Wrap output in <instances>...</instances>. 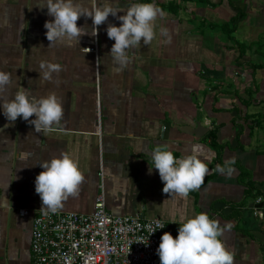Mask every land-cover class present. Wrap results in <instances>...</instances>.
<instances>
[{
  "label": "crops",
  "instance_id": "crops-1",
  "mask_svg": "<svg viewBox=\"0 0 264 264\" xmlns=\"http://www.w3.org/2000/svg\"><path fill=\"white\" fill-rule=\"evenodd\" d=\"M84 3L91 6V0ZM107 3H155L165 13L155 21L152 43L128 50L131 62L121 71L108 56L115 41L106 29L121 26L116 17L99 26L96 38L49 47L44 24L54 18L41 9L44 0H0V71L14 78L6 98L21 87L36 99L55 92L64 111L59 127L37 133L23 117L8 121L0 101V264H30L32 215L43 207L35 191L44 171L38 163L61 152L78 163L85 180L58 211L90 214L103 184L114 215L159 218L178 233L180 224L204 212L221 226L233 225L220 239L234 264H264V221L253 213L264 203V0ZM77 26L91 33L93 22L82 16ZM161 28L169 30L170 43ZM43 61L61 65L55 83L39 79ZM195 121L209 128L202 137L177 128ZM210 131L221 145L219 156ZM157 146L178 158L198 146L209 168L200 189L186 198L165 194L148 155ZM233 156L231 178L215 171ZM19 209L29 215L20 216Z\"/></svg>",
  "mask_w": 264,
  "mask_h": 264
},
{
  "label": "clouds",
  "instance_id": "clouds-1",
  "mask_svg": "<svg viewBox=\"0 0 264 264\" xmlns=\"http://www.w3.org/2000/svg\"><path fill=\"white\" fill-rule=\"evenodd\" d=\"M47 14L53 20L44 24L49 47L63 45L74 47L80 44L82 36L99 35V26L103 25L109 16L121 21L117 27L109 24L106 32L109 39L114 40L108 56L112 58L116 71L126 68L130 61L128 50L139 47L141 41L150 45L156 37L155 21L163 18L164 10L155 3H134L127 8L109 7L107 0L98 6L97 0H91V6H86L84 0H44ZM125 11L126 14L118 16ZM90 18L93 22L91 33L77 26L80 17ZM160 34L167 37L165 43L171 42L167 28H161ZM88 49V48H84ZM91 52V49H89ZM98 60V59H97ZM62 71L60 64L43 61L40 64L39 79L55 83L53 74ZM10 72L0 71V101L3 115L10 122L23 117L25 121L35 126V131L48 132L59 127L63 119V106L55 92L36 99L31 93L21 87L13 99L6 98L8 86L13 83ZM35 116L36 119L29 118ZM8 125H6L7 127ZM192 154L178 158L167 147L157 146L148 153L152 167L158 171L164 184L165 194H178L187 197L190 192L200 189L209 173L205 162L199 158V147L192 148ZM233 156L223 165H217L215 171L231 178L235 173ZM44 169L35 179V191L42 201L41 211L56 213L63 207L69 197L78 195L80 185L85 177L78 163L67 152H61L59 157L38 163ZM151 172V168H150ZM156 228L162 229L160 221L155 222ZM233 225L221 226L219 219H210L207 213L201 212L194 218L180 224L178 237L165 232L157 249L160 264H234V254L227 250L220 239L225 231L230 232ZM152 234L156 231L149 225Z\"/></svg>",
  "mask_w": 264,
  "mask_h": 264
},
{
  "label": "built area",
  "instance_id": "built-area-1",
  "mask_svg": "<svg viewBox=\"0 0 264 264\" xmlns=\"http://www.w3.org/2000/svg\"><path fill=\"white\" fill-rule=\"evenodd\" d=\"M18 213L28 216L29 210ZM253 213L264 221V206ZM156 221L162 229L156 228ZM165 232L173 238L179 234L159 218L110 213L100 184L90 214L39 210L32 215L30 264H160L157 249Z\"/></svg>",
  "mask_w": 264,
  "mask_h": 264
},
{
  "label": "water",
  "instance_id": "water-1",
  "mask_svg": "<svg viewBox=\"0 0 264 264\" xmlns=\"http://www.w3.org/2000/svg\"><path fill=\"white\" fill-rule=\"evenodd\" d=\"M177 128L180 131H182L186 134L195 136V137H202L209 129L206 126H202L200 124V122H198V121H195L194 126H192V125H177ZM146 159L149 160V158H146ZM263 205H264L263 202L258 204V206H261V207Z\"/></svg>",
  "mask_w": 264,
  "mask_h": 264
},
{
  "label": "trees",
  "instance_id": "trees-1",
  "mask_svg": "<svg viewBox=\"0 0 264 264\" xmlns=\"http://www.w3.org/2000/svg\"><path fill=\"white\" fill-rule=\"evenodd\" d=\"M207 135L209 137H211V139H212L211 145H212L213 148H215L217 150V152H218L217 155L219 156L220 149H221V145L217 143L215 133L213 131H210ZM241 175H242V177L247 178L248 173L247 172H244ZM248 184L250 185L251 183H248ZM232 212H234V210Z\"/></svg>",
  "mask_w": 264,
  "mask_h": 264
},
{
  "label": "rangeland",
  "instance_id": "rangeland-1",
  "mask_svg": "<svg viewBox=\"0 0 264 264\" xmlns=\"http://www.w3.org/2000/svg\"><path fill=\"white\" fill-rule=\"evenodd\" d=\"M260 39H262V38H260ZM262 41H264V38L262 39Z\"/></svg>",
  "mask_w": 264,
  "mask_h": 264
}]
</instances>
